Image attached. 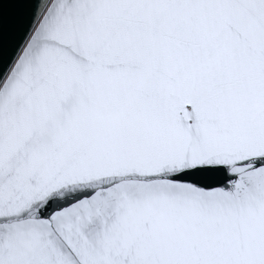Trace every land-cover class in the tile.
<instances>
[{"label": "snow or ice", "instance_id": "6c2138e0", "mask_svg": "<svg viewBox=\"0 0 264 264\" xmlns=\"http://www.w3.org/2000/svg\"><path fill=\"white\" fill-rule=\"evenodd\" d=\"M0 264H264V0H3Z\"/></svg>", "mask_w": 264, "mask_h": 264}, {"label": "water", "instance_id": "95a60500", "mask_svg": "<svg viewBox=\"0 0 264 264\" xmlns=\"http://www.w3.org/2000/svg\"><path fill=\"white\" fill-rule=\"evenodd\" d=\"M3 3V0H0V4ZM5 66L4 62V54H3V39L2 36H0V75L3 74V69Z\"/></svg>", "mask_w": 264, "mask_h": 264}]
</instances>
